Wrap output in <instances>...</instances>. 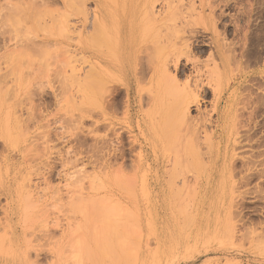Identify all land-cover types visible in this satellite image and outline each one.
Masks as SVG:
<instances>
[{
  "label": "rangeland",
  "instance_id": "rangeland-1",
  "mask_svg": "<svg viewBox=\"0 0 264 264\" xmlns=\"http://www.w3.org/2000/svg\"><path fill=\"white\" fill-rule=\"evenodd\" d=\"M0 264H264V0H0Z\"/></svg>",
  "mask_w": 264,
  "mask_h": 264
},
{
  "label": "bare ground",
  "instance_id": "bare-ground-1",
  "mask_svg": "<svg viewBox=\"0 0 264 264\" xmlns=\"http://www.w3.org/2000/svg\"><path fill=\"white\" fill-rule=\"evenodd\" d=\"M83 7H84V6H83ZM80 9H81V8H80ZM82 9H83V8H82ZM82 9H81V10H82ZM81 10H80V13L83 14V15H84V18H85V14H84V12L87 11V10H85V11L83 10V13L81 12ZM86 17H87V16H86ZM86 19H88V18H86ZM86 19H85V20H86ZM68 27H69V26H68ZM70 28H71V27H70ZM72 28L75 29L74 26H73ZM72 28H71V29H72ZM78 28H79V27H78ZM85 29H87V28H85ZM68 30H69V28H68ZM79 32H80V31H79ZM79 35H80V34H79ZM33 41H35V40L32 39L31 42H33ZM29 43H30V42H29ZM35 43H37V42H35ZM43 43H44V42H43ZM43 43H42V44H43ZM30 44H32V43H30ZM46 44H48V43H46ZM28 45H29V44H28ZM33 45H34V43H33ZM44 46H45V45H44ZM47 46H48V45H47ZM33 47H34V48H35V47L38 48V47H40V46L37 47V46L34 45ZM73 51H74V50H73ZM68 52H69V51H68ZM71 52H72V51H71ZM69 55H70V57H72V54H69ZM69 55H68V56H69ZM73 56H74V55H73ZM75 56H76V55H75ZM77 56H78V55H77ZM68 58H69V57H68ZM82 58L84 59L85 57L83 56ZM73 59H74V57L72 58V60H73ZM65 60H68V59H65ZM70 60H71V58H70ZM70 60H68V61H70ZM86 60H87V59H86ZM86 60H85V62H86ZM87 62H88V61H87ZM89 62H90V61H89ZM89 62H88V63H89ZM174 62H175L174 64H175L176 72H177L178 74H179V73H183V71L185 70V67H184V66L182 65V63L180 62V57L176 58ZM167 63H168L167 60H165V61H159V63L154 64V65L152 66V68H153V76H152V80H151V81H152V83H154V85H155V82H157V83H156L157 86L161 85V83H159V81L162 82L163 80H164V81H167V82H168V81L170 82V78H168V76H167V75H168L167 72H168V70H169ZM89 64H90V63H89ZM90 65H92V64H90ZM93 66H94V65H93ZM93 66H92V67H93ZM117 69H118V68H117ZM117 69H116V70H117ZM105 70H107V69H105ZM112 73H113V72H112ZM98 74H99V73H98ZM107 74H109V76L111 75L112 77H113V75H114V77L116 76V74H113V75L110 74L109 71H108ZM100 76H101V75H100ZM215 77H216V80H215V81H218L219 78H220L219 75H217V74H215ZM78 78H79V77H78ZM86 78H88V77H86ZM100 78H101V77H100ZM100 78H99L98 80H100ZM83 79H85V77H84ZM110 79H111V77H110ZM116 79H117V76H116ZM78 80H79V79H78ZM81 80H82V79H81ZM81 80H80V81H81ZM101 80L105 81L104 79H101ZM101 80H100L99 82H100V83H103V85H109V84H105V83L102 82ZM172 80H173V82H176L175 79H172ZM172 80H171V82H172ZM107 81H108V80H107ZM107 81H106V83H107ZM164 81H163V82H164ZM173 82H172V83H173ZM100 83H99V84H100ZM158 83H159V85H158ZM110 84H111V82H110ZM175 84H176V83H175ZM156 85H155V86H156ZM163 85H164V83H163ZM105 88H107V86H106ZM100 90H101V89H100ZM102 90H103V89H102ZM158 91H159V90H158ZM104 93H105V92L103 91V94H104ZM191 93H192V92H189L188 95H190ZM100 94H102V93H100ZM105 94H106V93H105ZM105 94H104V95H105ZM155 94H156V93H155ZM157 94H158V92H157ZM157 94H156V95H157ZM104 95H103V96H104ZM161 95H162V94H161ZM188 95H187V99H186V101H187L188 99H190V100H188L187 103L184 102V103H185L184 108H183L181 111L179 110L180 113L182 112V114H181V118H182V115H183V116H184V115L186 116V115L189 113L190 108H191L192 105H197V97H195L196 94H193V93H192V94L190 95V97L192 96L191 98H188ZM101 96H102V95H101ZM105 96L107 97V95H105ZM152 96H153V94H152ZM158 96H160V94H158ZM155 97H156V96H155ZM161 97H162V96H161ZM101 98H102V97H101ZM104 98H105V97H104ZM104 98H102V99H104ZM106 99H107V98H106ZM106 99H105V100H106ZM159 99H160L159 102H161V98H160V97H159ZM151 100H153V99H151ZM155 101H157L156 98H155ZM162 101H163V100H162ZM151 102H152V101H151ZM102 103H103V102H102ZM152 103H154V102H152ZM156 103H157V102H156ZM198 103H199V102H198ZM216 103H217V102H216ZM105 104H106V103H105ZM105 104H104V105H105ZM130 104H131V103H130ZM181 104H182V103H181ZM181 106H182V105H181ZM106 107H107V106H106ZM179 107H180V105H179ZM198 107H199V106H198ZM101 108H102V106H101ZM161 109H162V108H161ZM180 109H181V108H180ZM177 110H178V109L175 110L176 113H177ZM216 110H217V109H216ZM163 111H164V110H163ZM163 111L160 110V112H163ZM179 112H178V113H179ZM221 113H222V112H221ZM227 113H228V112H227ZM174 115H175V114H174ZM188 115H189V114H188ZM101 116H102V115H101ZM162 116H163V115H162ZM177 116H180V114H179V115L177 114ZM185 116H184V117H185ZM184 117H183V118H184ZM224 117H225V116H224ZM227 117H228V116H227ZM227 117H226V119H227ZM101 118H104V117L102 116ZM179 119H180V118H179ZM186 119H187V118H186ZM191 119H192V118L189 117L187 120H191ZM222 119H224V118H222ZM173 120H174V119H173ZM192 120H193V119H192ZM192 120H191V121H192ZM197 120H198V119H197ZM219 120H220V119H219ZM219 120H218V121H219ZM174 121H175V120H174ZM194 121H195V120H194ZM176 122H178V121H176ZM189 122H190V121H189ZM192 122H193V121H192ZM196 122H197V121H196ZM202 122H203V120H202ZM222 122H223V121H222ZM156 123L158 124V122H156ZM183 123H184V122H183ZM187 123H188V122H187ZM207 123H208V122H207ZM209 123H210V122H209ZM218 123H219V122H218ZM220 123H221V122H220ZM157 124H156V127H157ZM199 124H200V122H199ZM202 124H204V123H202ZM205 124H206V123H205ZM222 124H223V128L225 129V126H226V122H225V120H224V122H223ZM159 125H160V124H159ZM162 125H163V124H162ZM190 125H191V123H190ZM196 125L198 126V124H196ZM227 125H228V124H227ZM103 126H104V125H103ZM160 126H161V125H160ZM192 126H193V123H192ZM199 126H200V125H199ZM205 126H206V125H205ZM207 126H208V125H207ZM162 127H163V126H162ZM220 127H221V125H220ZM190 128H191V129H190ZM215 128H216V127H215ZM152 129H153V127H152ZM160 129H161V128H160ZM162 129L164 130V127H163ZM187 129H188V130L190 129L192 135L195 136V137H197L198 134H199V132H200V131H199L200 129L197 128L195 125H194V127H187V128L185 129V131H186ZM204 129H206V127H205ZM227 129H228V126H227ZM158 130H159V129H158ZM163 130H162V131H163ZM202 130H203V129H202V127H201V131H202ZM212 130H213V129H212ZM228 130H229V129H228ZM103 131H105V129H104ZM182 131H183V130H182ZM204 131H206V130H204ZM225 131H226V130H225ZM225 131L223 130L224 134H225ZM160 132H161V131H160ZM187 132H188V131H187ZM189 132H190V131H189ZM189 132H188V135H190ZM223 132H222V133H223ZM161 133L163 134V132H161ZM207 133L209 134V131H208V132H205V134H207ZM211 133L213 134V135H211V138H209L210 135L207 137L208 139L206 138V140L209 141V144H207V145L210 146V149H211V147L213 148V146L210 145L211 143L213 144V142H210V141H211L213 138H215V135H216V133H213V132H211ZM218 133H220V132H218ZM222 133H221V135H222ZM184 134H186V133H184ZM205 134H204V138H205ZM226 134H227V133H226ZM154 135H155V134H154ZM200 135H201V134H200ZM202 135H203V134H202ZM186 136H187V134H186ZM193 136H192V138H194ZM218 136H219V135H218ZM222 136H224V135H222ZM225 136H226V135H225ZM232 136H233V135H232ZM234 136H235V135H234ZM157 137H158V136H157ZM198 137H199V136H198ZM198 137H197V138H198ZM104 138H105V136H104ZM102 139H103V138H102ZM223 139H224V138H223ZM206 140H204V142H205ZM229 140H230V139H229ZM229 142H230V141H229ZM229 142H228V143H229ZM234 142H235V140H234ZM234 142H233V143H234ZM199 143H200V142H199ZM206 143H207V142H206ZM204 145H206V144L204 143ZM228 145H229V144H228ZM228 145H227V146H228ZM198 146L200 147L199 144H198ZM204 147H205V146H204ZM206 147H207V146H206ZM226 149H227V148H226ZM149 150H150V149H149ZM207 150H208V149H207ZM211 150H212V149H211ZM219 150H220V149H219ZM103 151H104V150H103ZM103 151H102L101 153H103ZM114 151H115V149H114ZM147 151H148V150H147ZM209 152H210V151H209ZM219 152H221V151H219ZM199 153H200V152H199ZM206 153H207V151H206ZM104 154H105V151H104L103 155L101 154V155H102V158H100V159H102V161L100 160V161H101V164H112L113 162L110 163L111 160H113V159H114L113 157L117 155V153H116V154L113 153V154H115V155H111V154H110V155H109V158L106 159V158H105L106 155H104ZM207 154H208V157H209V153H207ZM212 154H214V153L211 151V152H210V157H211ZM218 154H219V153H218ZM123 155H124V154H123ZM219 155H220V154H219ZM143 156H144V155H143ZM212 156H213V155H212ZM146 157H147V156H146ZM174 157H175L174 159L177 158V156H174ZM210 157H209V158H210ZM214 157H215V156H214ZM218 157H219V156H218ZM234 158H235V157H234ZM115 159H116V158H115ZM177 160H178V159H177ZM177 160H176V162H177ZM211 160H212V161L214 160L213 157H211ZM233 160L235 161V159H233ZM152 161H153V160H152ZM234 161H233V162H234ZM174 162H175V160H174ZM216 162H217V161H216ZM211 164H212V162H211ZM231 164H232V163H231ZM187 241H188V240H187ZM173 247H174V245H173ZM174 249H175V248H174ZM2 259H3V258H2Z\"/></svg>",
  "mask_w": 264,
  "mask_h": 264
}]
</instances>
